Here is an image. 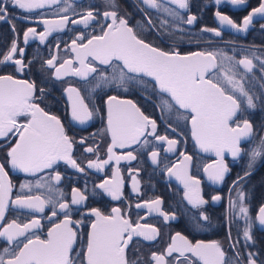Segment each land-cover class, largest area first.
<instances>
[{"label": "snow or ice", "instance_id": "6c2138e0", "mask_svg": "<svg viewBox=\"0 0 264 264\" xmlns=\"http://www.w3.org/2000/svg\"><path fill=\"white\" fill-rule=\"evenodd\" d=\"M221 2L222 0H215L216 5ZM230 2L243 4L245 0ZM65 3V7L54 13L56 18L39 21L44 25L43 31L37 32L35 27L24 30L22 43L27 45L30 38H38L43 43L54 32L65 30L69 24L88 27L95 23L99 26V34H95V29L93 34L89 35L80 32L71 40L70 45L65 46L74 53L72 59H58L57 55H51L42 65L46 66L57 80L78 77L88 86L84 95L81 94L80 88L71 85L64 89L73 121L84 124L99 115V107L92 99L97 90L123 88L127 91V84L142 83L145 77H150L154 90H158L159 95L164 97L161 107L169 112L173 109L177 112L184 110L188 114L184 119L190 120L191 136L196 144L204 152L215 153L218 158L204 169L210 180L219 183L225 179L226 173L229 172L224 159L226 152L234 159L242 156L246 158L243 175L237 176L229 190L231 192L232 189H237L236 199L229 197L232 216L244 222L242 240L239 228L235 241L232 240L229 230V248L232 256L227 257L222 243L218 240H197L193 243L181 232H176L165 251L160 254L153 252L151 260L155 264H264V257L258 252L247 250L252 246L250 242L254 244L251 235L254 223L264 226V204L257 208L253 218L250 215V207L244 203L245 193L239 187L246 177L251 176L256 163L264 160V128L260 132H254L253 123L249 119H238L245 111L255 110L257 100L264 103V93L259 97L254 92L250 94L244 87V77L236 79V72L233 71L234 67L243 66L247 73H251L254 68L253 60L246 56L232 65L233 57L224 52L194 51L181 54L175 47L162 50L140 37L138 32L144 31V24L130 25L129 19L119 15L117 10L101 13L94 10V6H88L77 12L73 3L68 0H65ZM142 3L146 8L143 14L150 30L159 29L166 32L171 27L184 31L181 25L190 26L197 20L196 15L188 14L185 18L181 14V10L190 12L189 0H142ZM60 4L61 0H0V22H10L16 18L10 16L9 6L32 13L37 9ZM108 4L115 6L114 0H108ZM147 10H155L158 15L157 24H153ZM69 12L78 18L72 19ZM257 14L264 17V2L244 16L241 23L217 10L214 16L218 18L219 26L205 27L201 32L220 36L221 27L224 26L238 32L247 31ZM21 18L28 19L27 16ZM101 20L111 22L101 23ZM10 26L14 39L8 50L0 53V64L12 62L18 66L17 71L24 72L25 49L18 46L20 37L15 25ZM261 28L264 29V24ZM56 48H59L58 43ZM16 56L20 58L14 59ZM255 58L259 61V71L264 73V60ZM95 62H99V67ZM28 63L31 64L32 61ZM37 92L40 93L39 96ZM44 92L43 88H37L35 81L17 79L13 75H0V139L6 140L3 147L7 148L4 161L0 162V237L6 238V243L15 244L14 248H3L0 264H139L135 258L129 260V247L133 238L142 237L145 241H154L159 235V229L151 224H141L138 221L133 223L118 207L112 208L107 215L99 208H91L89 212L94 219L89 222L86 241L77 249L78 228L74 225H83L85 221L83 218L73 220L72 206L84 204L88 197L81 189L72 188L70 203L64 200V192L53 186L61 181L59 172H55L54 176L49 172L51 184L46 185L40 180L35 183L37 189L47 188V197L25 194L24 189L31 191L33 187L30 182H25L20 184L21 193L12 198L14 186L5 169L6 164L11 169L32 175L54 170L61 161L81 173L85 171L73 158L75 141L67 134L60 118L41 107ZM238 95L243 99V107ZM86 96L89 98L87 101ZM103 105L106 109L104 130L110 133L111 144L107 148V159L100 160L97 155L96 160L87 161V168L103 170L112 161L119 164L121 160H135L136 157L131 151L118 156L114 149L148 145V136L153 137L155 141L166 142V151H175L179 141L169 139L167 135H157L156 120L145 115L134 101L107 95ZM84 142L85 138L79 141L82 145ZM242 142L248 146L242 148ZM84 151L95 153L97 149L87 147ZM181 155L183 160L180 162V168L174 171L176 166H173L167 168V172L180 180L184 185L187 201L193 207L199 208L208 201L201 194L200 180L188 172L192 157L183 153ZM158 157V151H151L150 158L153 163L157 162ZM132 180L133 190L139 193L138 181L135 177ZM98 187L114 200H119L123 194V179L119 168L113 172L111 179H104ZM211 199L220 201L222 197L215 195ZM60 200L64 202H59ZM10 203L16 210L30 213H44L45 208L51 205V214L45 219L51 221L58 213L63 215V219L53 223L47 230V238L42 239L35 231L43 227L39 218L33 217L26 223H18L17 219L5 223ZM162 203L157 197L144 200L135 207L145 209L148 214L158 213L165 221L175 219L174 212L169 214L161 211ZM199 215L200 220H209L208 215L203 212ZM196 224L199 225V221H196Z\"/></svg>", "mask_w": 264, "mask_h": 264}, {"label": "flooded vegetation", "instance_id": "af4514ba", "mask_svg": "<svg viewBox=\"0 0 264 264\" xmlns=\"http://www.w3.org/2000/svg\"><path fill=\"white\" fill-rule=\"evenodd\" d=\"M73 3L77 12L83 11L88 6H94V10L101 13L108 10H117L119 15L129 19V24L135 26L137 23L144 24V31L138 32L140 37L147 43H151L154 47H159L162 50H170L177 48L181 54L194 51H214L224 52L228 56L233 57L232 65L235 62L248 57L253 60V71L247 73L243 66H236L233 71L236 72V79L244 77V87L250 94L253 92L257 97L264 93V73L259 71V61L264 60V29L261 25L264 24V17L257 14L253 17V21L247 31L238 32L236 29L227 26L221 27V35L216 36L211 32H201L202 28H216L219 26L218 18L214 16V12L219 10L225 15L230 16L237 23H241L244 16L248 15L253 8L259 7L264 0H245L243 4H232L230 0H222L220 5L215 4V0H189L190 12L181 10V14L187 17L188 14L197 16V20L193 25H181L184 31H178L175 28H168V31L163 32L159 29L150 30L147 26L144 10L145 6L142 0H114V7L108 4V0H68ZM66 6L65 0H61L60 5H52L43 9H37L32 13H28L16 6H9L8 12L10 16L16 17L9 21L0 22V53L8 50L14 39L13 32L10 25H15L16 32L19 34L18 46L25 49L23 59L26 65L24 72H19L12 62H5L0 64V75H13L17 79H26L35 81L37 88L45 90L43 96V103L41 107L50 114L57 115L64 124L67 134L75 141L73 146V158L81 167L85 168L83 173L71 168L65 162L61 161L54 167V170H45L43 173L35 175L14 172L9 165H5L8 171L9 179L12 181L13 190L12 198L21 193L20 184L30 182L32 189H24L23 192L29 195L40 194L47 197V188L37 189L35 183L40 180L41 183L51 184L49 179V172L52 176L55 172L61 174V181L59 184H54L55 188L62 190L65 194L64 200H71L72 188H79L88 199L82 205L72 206L73 220L82 219L85 221L83 225H74L78 228L77 249L86 241V234L89 231V222L94 219L90 214L91 208H99L104 214H109L112 208H120L122 212L129 216L133 223L139 222L141 224H151L159 229V235L154 241H145L142 237H134L129 247V260L137 259L139 264H155L151 260L153 252L160 254L165 251L168 244L171 243V237L176 232H181L182 235L188 237L193 243L197 240L211 241L218 240L227 254V257L232 256V251L229 248V230H231V238L233 241L237 238V229H240V237L242 240V233L244 222L242 219L233 218L229 206V197L232 200L236 199L237 189H232L233 181L237 179L238 175H243L246 166V158H232L230 153H225V163L229 168L225 179L222 182H213L208 178V174L204 169L212 164L218 158L214 154H207L199 151L191 136L190 120L184 119L188 115L184 110L177 112L173 109L171 112L165 111L162 107L164 97H161L158 90H154L152 79L145 77L143 82H133L127 84V91L120 89H103L97 90L92 99L99 107V115L95 116L91 121L84 124L73 121L71 118L69 101L67 94L64 91L69 85L81 89V94H85L86 87H88L78 77H66L63 80L55 79L43 66V62L51 58V55H57L58 59H72L74 53H71L65 46L71 44L80 32L85 35L99 34L100 28L95 23L91 26L85 27L82 24L72 25L60 32H54L47 40L41 43L38 38H30L27 45L22 43V33L28 27H35L37 32L44 30V25L39 21L42 19L56 18L54 13L58 12L60 8ZM176 7L175 5H169ZM72 19H77L71 12L68 13ZM149 17H152L153 24L158 23V15L155 10H147ZM27 16L28 19L21 17ZM111 21L101 20V23H110ZM59 48H56V44ZM79 43V41H78ZM20 58L19 56L14 59ZM2 59V56H0ZM218 63L220 57L218 56ZM32 61L31 64L28 62ZM99 67V62H95ZM78 66V65H74ZM223 86V85H222ZM39 96L40 93L37 92ZM107 95H116L121 99L132 100L144 112L145 115L157 122V135H167L169 139L179 141L175 151L168 152L166 142H158L153 137L148 136V145H132L121 149L116 147L114 152L116 155H126L131 151L136 157L135 160H121L119 164L115 161L110 162L103 170L89 169L86 167L87 161L96 160L97 155L100 160L107 159V148L111 144V135L104 129L106 127V109L103 105V100H106ZM89 98L86 96V101ZM238 99H243L238 95ZM257 107L255 110L245 111L243 116H238V119H249L254 126V132H260L264 128V103L259 100L256 101ZM91 107V105H90ZM170 125V127H169ZM81 138H85L84 144H80ZM143 139V138H142ZM258 139V137H257ZM15 139H12V143ZM6 140L0 139V162L4 161L5 152L7 150L3 145ZM248 145L242 142L241 147L245 148ZM87 147L97 149L95 153H86L84 151ZM158 151L159 157L157 162L153 163L150 158L151 151ZM188 155L192 157L189 163L188 172L200 180V189L203 198L208 201L207 204L201 205L199 208L193 207L184 196V185L175 176L169 175L167 168H180V162L183 156ZM119 168L120 175L123 179L122 196L119 200H114L98 185L104 179H111L113 172ZM138 181L139 193L133 190L132 178ZM245 193V205L250 207V215L253 218L256 216L257 208L264 204V160H259L252 169V174L246 177L239 186ZM220 195V201H213L212 196ZM159 197L163 203L161 211L169 214L175 213V219L165 221L158 213L148 214V212L141 208L137 209L136 204L143 203L144 200L155 199ZM59 202H64L60 200ZM51 205L45 208L44 213H30L21 212L11 205L6 213L5 223L17 219L18 223H26L33 217L39 218L43 225L39 230H35L36 234L40 235L42 239H46L48 228L53 223H58L63 219V215L58 213L51 221L45 219L50 215ZM208 215V221L200 220V213ZM143 217V219H139ZM199 221V225L196 224ZM82 233V234H81ZM253 241L252 245L247 250L258 252L264 257V226L254 223L251 230ZM22 239V238H21ZM15 247V244L6 243V238L0 237V255L3 254V248ZM242 247V245H241ZM176 255V254H173ZM171 261V258H169Z\"/></svg>", "mask_w": 264, "mask_h": 264}, {"label": "water", "instance_id": "95a60500", "mask_svg": "<svg viewBox=\"0 0 264 264\" xmlns=\"http://www.w3.org/2000/svg\"><path fill=\"white\" fill-rule=\"evenodd\" d=\"M150 78V77H149ZM150 79H152V78H150ZM194 140V139H193ZM194 142H195V140H194ZM195 144H196V142H195ZM196 146H197V149L199 150V151H201V152H203V153H207V154H214L213 152H204L203 150H201L200 148H199V146L196 144ZM14 170V169H13ZM14 172H20V173H23V172H21V171H19V170H14ZM25 174H28V173H25Z\"/></svg>", "mask_w": 264, "mask_h": 264}]
</instances>
